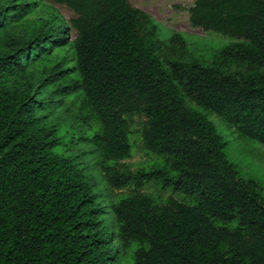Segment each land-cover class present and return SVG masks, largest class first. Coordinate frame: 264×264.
<instances>
[{
    "label": "trees",
    "instance_id": "trees-1",
    "mask_svg": "<svg viewBox=\"0 0 264 264\" xmlns=\"http://www.w3.org/2000/svg\"><path fill=\"white\" fill-rule=\"evenodd\" d=\"M47 1L76 18L20 36L39 0H0V264H264V196L207 118L264 146V0L195 1L190 25L235 41L210 63L181 35L163 61L127 0ZM134 117L162 163L131 174ZM149 184L195 204L116 194Z\"/></svg>",
    "mask_w": 264,
    "mask_h": 264
},
{
    "label": "rangeland",
    "instance_id": "rangeland-1",
    "mask_svg": "<svg viewBox=\"0 0 264 264\" xmlns=\"http://www.w3.org/2000/svg\"><path fill=\"white\" fill-rule=\"evenodd\" d=\"M130 7L138 10L150 18L158 27L156 38L163 44L161 49V58L163 61L170 59L173 55H178L179 50L169 44L170 37L181 35L186 41L188 54L200 58L206 63H210L212 56L223 47L235 42L231 39L203 32L201 29L193 28L189 22V9L193 7L196 0H127ZM57 17L65 23L75 19V14L64 6L53 4L47 0H39V5L35 14L26 18L27 24L23 27H17L14 30L16 35H23L38 19H48ZM70 39L74 41L76 34L70 32ZM54 56L59 55L58 51H53ZM69 58L68 66L73 67V50L71 47H65L63 53ZM67 105H70L68 103ZM192 106V105H191ZM75 113V108H70ZM201 111V110H199ZM70 113V114H73ZM208 120L214 125L217 134L226 143V159L235 167L238 175L244 180H250L257 184L261 194L264 196V146L253 139L242 137L235 133L220 118L207 116ZM145 123V118L134 117L128 122L130 129L131 156L120 162L118 169L122 172L135 174L141 170H149L155 165L162 163L158 157L148 153L143 145L141 131ZM124 196L142 195L151 198L158 205H163L169 198H172L186 205H194L193 199L180 194H174L171 191H164L156 185H146L139 190L125 189L116 192ZM113 245L119 248L116 242ZM119 254L124 260V264H130L132 259V250L123 251Z\"/></svg>",
    "mask_w": 264,
    "mask_h": 264
}]
</instances>
